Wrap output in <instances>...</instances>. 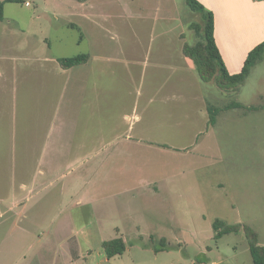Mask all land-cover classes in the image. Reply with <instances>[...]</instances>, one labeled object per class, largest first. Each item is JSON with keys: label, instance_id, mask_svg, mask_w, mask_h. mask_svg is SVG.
<instances>
[{"label": "rangeland", "instance_id": "1", "mask_svg": "<svg viewBox=\"0 0 264 264\" xmlns=\"http://www.w3.org/2000/svg\"><path fill=\"white\" fill-rule=\"evenodd\" d=\"M3 1L0 55L85 53L63 77H138L129 121L137 113V134L151 141L137 146V159L113 143L88 161H41V112L59 95L50 88L28 98L0 58V264H254L245 234L218 238L213 223L249 225L264 244V60L239 93L203 82L183 53L200 21L187 0H95L92 22L77 16L79 0ZM17 62L30 77H57L53 65ZM206 101L220 108L213 125ZM233 102L242 107L225 109ZM136 170L158 180L159 189L137 193V213L142 204L152 214L145 221L115 208L136 204L115 194L117 173ZM117 237L126 250L109 258L103 243Z\"/></svg>", "mask_w": 264, "mask_h": 264}, {"label": "crops", "instance_id": "2", "mask_svg": "<svg viewBox=\"0 0 264 264\" xmlns=\"http://www.w3.org/2000/svg\"><path fill=\"white\" fill-rule=\"evenodd\" d=\"M94 1L79 0L77 16L91 22L98 17V14L91 9ZM199 1L214 14V36L227 69L230 73L241 71L248 53L264 41V0ZM25 49L18 53L6 52L0 55V58L11 63L6 73L7 77L16 83L20 80L22 91L28 98L36 93L39 95L41 89L44 91L50 88H53L57 97L59 95L58 106L53 111L41 112L44 119L40 121V124L47 131L39 150L41 161L56 162L66 159L84 162L107 154L102 147L113 143L124 145L128 151L133 152L137 159V146L151 141L137 134V113L135 114L136 121H129L131 116L128 111L131 106L127 105L133 104V110L137 111L138 77H81V75L63 77L64 74H70L73 69L84 63L64 68L59 58L68 56L50 54L46 47L33 54ZM20 59L40 62L43 66L53 65L52 70L57 77H30L28 69L20 71L16 68L19 65L17 61ZM28 66L26 64V67ZM20 74L22 77H14ZM15 88L13 84V90ZM67 96L69 106L63 107L62 103ZM203 97L207 100L205 93ZM117 174L121 188L115 194H129L136 201V204L118 203L115 208L120 216H126L129 220L135 221L137 219L145 221L151 218L152 214L142 204L144 212L137 213V193H148L151 187L159 189L158 180L152 178L142 180L137 170L134 172L121 171ZM79 202L83 203V200L80 199ZM221 230L222 228L215 232ZM237 233H242V230ZM233 252L237 258L238 246L233 247ZM219 257L230 258L223 252ZM237 261H235L236 264H243L241 260L237 259ZM221 263L222 260H215L212 264Z\"/></svg>", "mask_w": 264, "mask_h": 264}, {"label": "trees", "instance_id": "3", "mask_svg": "<svg viewBox=\"0 0 264 264\" xmlns=\"http://www.w3.org/2000/svg\"><path fill=\"white\" fill-rule=\"evenodd\" d=\"M4 2L0 0V20L4 19ZM187 4L191 10L200 14V21L192 25L196 30L198 40L195 44L187 43L184 45V55L194 62L199 77L203 82L214 81L223 90L239 93L251 70L264 60V41L257 44L248 53L241 71L230 73L215 40L213 12L199 0H187ZM88 57V54L83 53L70 57H61L59 61L64 68H70L85 63ZM238 107H242V104L233 102L226 105L225 109ZM250 108L254 109L256 107L252 106ZM208 110L209 124L213 125L216 123L220 108L209 104ZM213 227L215 230L222 228L221 231L216 233L218 238L224 234L242 230L247 238L254 264H264V244L259 242L258 233L251 226L242 223L226 224L222 220L216 219ZM103 248L106 255L111 258L123 254L126 250V243L123 238L117 237L105 241Z\"/></svg>", "mask_w": 264, "mask_h": 264}, {"label": "built area", "instance_id": "4", "mask_svg": "<svg viewBox=\"0 0 264 264\" xmlns=\"http://www.w3.org/2000/svg\"><path fill=\"white\" fill-rule=\"evenodd\" d=\"M194 264H197V263H194Z\"/></svg>", "mask_w": 264, "mask_h": 264}]
</instances>
